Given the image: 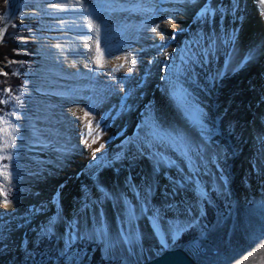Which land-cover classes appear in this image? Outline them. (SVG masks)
<instances>
[{
  "label": "bare ground",
  "instance_id": "6f19581e",
  "mask_svg": "<svg viewBox=\"0 0 264 264\" xmlns=\"http://www.w3.org/2000/svg\"><path fill=\"white\" fill-rule=\"evenodd\" d=\"M53 1L25 116L24 190L0 211L13 254L49 233L67 249L86 232L109 257L107 214L124 211L136 237L138 196L152 243L173 242L210 187L238 175L239 197L244 178L260 189L264 0Z\"/></svg>",
  "mask_w": 264,
  "mask_h": 264
},
{
  "label": "rangeland",
  "instance_id": "374dc122",
  "mask_svg": "<svg viewBox=\"0 0 264 264\" xmlns=\"http://www.w3.org/2000/svg\"><path fill=\"white\" fill-rule=\"evenodd\" d=\"M55 6L56 2L53 0L37 3L19 0V11L15 16V0H12L10 6L8 19L12 17L14 21L19 18L22 23H29L31 35L23 41H31L35 52L30 54V46L18 49L14 53L24 55L27 59L15 57L11 59V63L5 64L6 69H0V74L5 77L4 83L2 82L3 90L6 87L5 93L0 92V96H7L6 101L0 104V211L10 205L24 190V158L28 153L25 116L31 110L36 96L34 81L43 58L40 54L43 19L49 18L50 8ZM186 44L189 45L188 42ZM9 69L11 73L8 72ZM24 69L29 73L26 74L23 85L18 86V75ZM232 139L235 141V138ZM255 168L259 175L264 177V160H258ZM231 171L235 172L233 164ZM230 176L226 190L214 185L209 188V192L204 191L201 198L204 212L191 225L185 226L173 242L157 240V243H152L154 239L150 237L159 234L147 225L146 199L138 196L140 209L137 214L140 218L136 220L140 233L136 237H140L139 239L135 237L131 221H128L127 217L122 219L124 211L119 210L118 214H115L120 216L118 225L114 224L116 216L111 212L107 214L112 251L109 257H106L104 252L106 241L90 238L86 232H76L75 241L67 244V249H63L57 233H49L42 234L36 245L23 254H13L8 243L14 229L10 228L9 222L0 220V264H102V261L106 264H133L141 259H150L168 248L184 249L198 264H264V184L260 189H254L251 179H242L249 194L241 198V190L237 185L241 180L237 178L238 175ZM177 179L185 183L184 177L178 175ZM134 205L132 202L131 206L135 207ZM205 207L210 208V215ZM190 230L192 232L182 240V235ZM43 239H48L51 246H47V252L44 247L45 258L37 260L34 253ZM82 240L88 244H96L97 247H93L92 251L80 250L75 245ZM85 247L87 248V244Z\"/></svg>",
  "mask_w": 264,
  "mask_h": 264
},
{
  "label": "trees",
  "instance_id": "16d2710c",
  "mask_svg": "<svg viewBox=\"0 0 264 264\" xmlns=\"http://www.w3.org/2000/svg\"><path fill=\"white\" fill-rule=\"evenodd\" d=\"M12 0H0V29L6 24L8 20V15H9V10L11 6ZM29 23H22L20 19L14 20L11 24L8 25V28L5 32V35L0 43V69L4 68L6 69L5 64L11 63V59H27L26 56L21 55V54H15L14 52L18 49L22 48H27L30 46V54H33L35 52L34 45L32 44L31 41L29 42H24L23 39L26 37H29L30 30L28 28ZM33 60V59H31ZM11 66V65H10ZM10 70V71H9ZM8 72H12L11 69H9ZM27 69H24L23 72L18 75V86L23 85L25 79H26V74L29 72H26ZM14 75V74H13ZM5 77L0 74V92L5 93L6 87L3 90V84L4 83ZM18 88V87H17ZM1 94V93H0ZM6 95L0 96V104L4 103L6 101ZM216 201V199H215ZM207 214L210 215V208L205 207ZM192 232L190 230L189 232L187 231L184 233L185 235H182L181 239L185 240L186 237ZM87 244V248L85 245ZM47 246H51V242L48 239H43L42 242H40L39 246L37 247V252L34 253V256L37 260H43L45 256H43V251L44 247L45 251L47 252ZM75 247H77L80 250L87 249L88 251H92L93 247H97L96 244H88L84 240L80 241L79 244H76ZM45 252V253H46ZM48 253H46L47 255ZM102 264H106L105 261H102Z\"/></svg>",
  "mask_w": 264,
  "mask_h": 264
},
{
  "label": "water",
  "instance_id": "95a60500",
  "mask_svg": "<svg viewBox=\"0 0 264 264\" xmlns=\"http://www.w3.org/2000/svg\"><path fill=\"white\" fill-rule=\"evenodd\" d=\"M12 16V15H11ZM13 21L10 17L6 24L0 30V43L7 30L8 25ZM133 264H198L197 261L192 258L184 249L182 248H168L159 255H156L150 259L144 260L142 262H137Z\"/></svg>",
  "mask_w": 264,
  "mask_h": 264
}]
</instances>
